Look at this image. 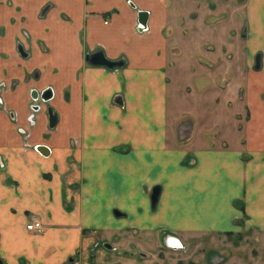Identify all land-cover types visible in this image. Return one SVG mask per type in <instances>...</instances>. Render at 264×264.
Listing matches in <instances>:
<instances>
[{
	"label": "rangeland",
	"instance_id": "374dc122",
	"mask_svg": "<svg viewBox=\"0 0 264 264\" xmlns=\"http://www.w3.org/2000/svg\"><path fill=\"white\" fill-rule=\"evenodd\" d=\"M112 1L115 9L107 6L104 10ZM119 1L0 0V186L16 191L21 182L12 172V163L22 158L28 165L29 155L44 160L36 147L45 146L50 156L66 155L65 171L55 165L41 172L45 190L51 196L60 193L69 213L77 210L79 200L84 201L81 183L73 180L74 174L78 177L82 172L75 155L89 149V141L101 143L104 138L97 137L98 129L86 136L73 125V70L60 68L59 44L63 33L69 39L79 31L87 66L108 73L123 67L122 60L110 59L98 44L104 34L87 28L90 19L110 22ZM122 1L135 10L149 11L148 28L137 31L145 34V39L163 43L167 50V147L243 149L241 160L248 164L254 155L244 151L247 133L264 120V7L256 17L250 0ZM71 54L79 56L73 48ZM101 58L110 66L101 63ZM64 77L66 86L61 87ZM46 88L52 92L47 101L40 97ZM49 110L55 117L53 126ZM185 119L193 121L194 138L179 142L175 124ZM117 138L112 147L115 155L136 153L134 146L121 142L120 135ZM191 161L187 156L183 164ZM247 191L244 188L234 201L239 217L227 231L137 223L122 207L111 212L113 230L68 221L64 224L77 232L78 243L60 264H264V227L250 222ZM16 212L11 208L12 214ZM24 215L26 226L27 211ZM57 225L61 226L46 224ZM3 239L0 232L2 264H31L29 254H14Z\"/></svg>",
	"mask_w": 264,
	"mask_h": 264
},
{
	"label": "crops",
	"instance_id": "0c3cea01",
	"mask_svg": "<svg viewBox=\"0 0 264 264\" xmlns=\"http://www.w3.org/2000/svg\"><path fill=\"white\" fill-rule=\"evenodd\" d=\"M250 2L255 15L264 7V0ZM107 6L115 9L113 1L104 10ZM139 10L121 0L110 22L87 21L90 31L104 34L98 44L103 45L106 55L123 61V67L115 72L83 62L81 54L86 47L79 31L70 40L64 33L59 39L60 68L73 70V125L86 136L98 129L97 137L104 141L91 140L89 149L75 155L82 172L78 177L74 174L73 180L81 183L85 198L71 213L65 211L60 193L54 191L51 196L45 190L47 184L41 178L43 170L55 165L65 171L66 155L47 154L44 160L29 155L28 165L22 158L12 163V172L21 185L16 191L0 186V232L5 246L14 249V254H29L31 264H60L68 258L78 243L77 232L69 231L64 224L68 221L113 230L111 212L116 207L135 214L128 216L136 218L137 223L168 224L170 229L179 230L227 231L239 217L234 201L246 188L250 222L264 227V120L257 121L247 133L244 151L254 155L248 164L241 160L243 149L167 147V50L163 43L145 39V34L137 31ZM146 11L149 26L150 14ZM72 48L79 56H72ZM62 85L66 86L65 77ZM193 128L191 119L178 121L176 141L194 138ZM119 135L121 142L136 148L135 154L115 155L112 147ZM187 156L192 158L191 164H183ZM155 186H159V196L152 206L150 196ZM14 207L17 212L12 214ZM24 211L29 222L33 216L41 221L40 233L25 228ZM55 223L61 226H46Z\"/></svg>",
	"mask_w": 264,
	"mask_h": 264
},
{
	"label": "water",
	"instance_id": "95a60500",
	"mask_svg": "<svg viewBox=\"0 0 264 264\" xmlns=\"http://www.w3.org/2000/svg\"><path fill=\"white\" fill-rule=\"evenodd\" d=\"M147 20H148V12L145 11V10H139L137 12V23H138V26H137V30L138 31H143L144 29H146L147 27ZM101 61V63L103 64H106L108 66H110V63L104 59H99ZM113 64V62H111V65ZM255 67H259V61H258V56L256 57V63H255ZM33 97H36L35 94L33 95ZM40 97L47 101L49 99H51L52 97V92L50 90V88H46L44 91H42V93L40 94ZM48 115H49V122H50V126H53L56 122H55V117L52 115V112L49 110L48 111ZM41 153H43L44 155H47L49 150L47 147L45 146H37L36 147ZM158 196H159V186H155L153 189H152V193H151V196H150V199H151V204L152 206H154L158 200ZM105 247L107 248H111V245H109V243H105L104 244ZM0 264L1 261H0Z\"/></svg>",
	"mask_w": 264,
	"mask_h": 264
},
{
	"label": "built area",
	"instance_id": "2783aa9c",
	"mask_svg": "<svg viewBox=\"0 0 264 264\" xmlns=\"http://www.w3.org/2000/svg\"><path fill=\"white\" fill-rule=\"evenodd\" d=\"M30 121L33 122L32 117L30 118ZM29 135H30V132H29V134H27V136L29 137ZM25 228L27 230H30V231L40 232L43 229V226H42L41 222L38 220V218L34 217L33 219L30 220L29 223H27Z\"/></svg>",
	"mask_w": 264,
	"mask_h": 264
},
{
	"label": "flooded vegetation",
	"instance_id": "af4514ba",
	"mask_svg": "<svg viewBox=\"0 0 264 264\" xmlns=\"http://www.w3.org/2000/svg\"><path fill=\"white\" fill-rule=\"evenodd\" d=\"M31 118V117H30ZM32 121H33V119H32ZM34 122V121H33Z\"/></svg>",
	"mask_w": 264,
	"mask_h": 264
}]
</instances>
